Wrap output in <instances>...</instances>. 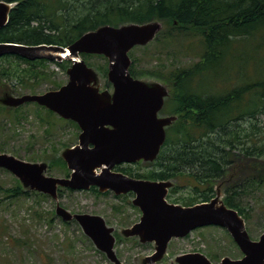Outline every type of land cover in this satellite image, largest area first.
I'll use <instances>...</instances> for the list:
<instances>
[{
    "label": "trees",
    "instance_id": "1",
    "mask_svg": "<svg viewBox=\"0 0 264 264\" xmlns=\"http://www.w3.org/2000/svg\"><path fill=\"white\" fill-rule=\"evenodd\" d=\"M2 1L17 5L7 25L0 30V43L68 47L85 33L103 26L151 21L164 25L155 41L200 37L203 52L191 66L175 71L143 68L131 52L130 73L138 79L161 81L171 91L164 113L177 120L167 128V140L158 159L168 166L174 161L191 168L200 180L207 181L208 197L201 202L213 199L217 195L215 184L228 180L223 199L226 206L250 221L252 210L246 202L257 198L264 189V131L259 124L264 116V0ZM249 40H254L251 48L255 53L262 52V68L252 78L243 66L234 77L230 58L234 50ZM82 57L88 66L108 73L105 57L87 54ZM97 57L105 60V67L90 62ZM53 64L64 72L71 65L69 61ZM47 65L50 64L44 60L30 62L5 56L0 58V76L16 78L22 91L35 93L44 81L57 86L53 79L55 71ZM210 78L215 81V93L203 91L204 81ZM7 91L12 93L9 83ZM0 110L11 109L0 105ZM0 151L5 149L0 147ZM148 178L158 179L153 174ZM0 192L11 200L32 196L46 199L44 194L23 189L18 179L11 187L0 185ZM197 198L188 204L193 206L199 201ZM53 220L54 217L47 219L49 224Z\"/></svg>",
    "mask_w": 264,
    "mask_h": 264
},
{
    "label": "water",
    "instance_id": "2",
    "mask_svg": "<svg viewBox=\"0 0 264 264\" xmlns=\"http://www.w3.org/2000/svg\"><path fill=\"white\" fill-rule=\"evenodd\" d=\"M16 5L0 0V30L7 25ZM163 28L159 21L103 26L85 33L67 48L0 43V58L14 56L32 62L71 63L67 69L69 83L59 90L21 96L7 91L0 98V105L17 109L27 103H36L64 119L75 121L82 129L79 144L62 153L73 170L69 180L46 176V163L26 162L1 151L0 169L16 177L23 189L48 194L56 201L58 186L89 189L95 185L102 192L112 189L116 194L134 191V205L143 215L140 222L123 230L122 234L125 238L138 237L141 244H155L154 255L144 258L143 264H155L162 258L173 238H184L208 226L226 229L243 254L238 259L224 257L218 264H264V231L253 240L245 220L237 210L225 205L220 191L209 202L183 207L165 201L171 183L134 180L110 172L116 163L155 160L166 141V129L177 120L174 116H159L169 96L168 88L159 82L135 79L130 73V52L153 42ZM84 54L108 60L107 76L114 89L112 94L99 91V75L88 66L82 57ZM131 107L138 110L135 126H131ZM97 168H102V174L95 173ZM56 215L65 222L75 220L99 252L111 263L123 264L115 251L114 229L102 217L72 214L59 203ZM176 264L215 263L202 253H193L179 256Z\"/></svg>",
    "mask_w": 264,
    "mask_h": 264
},
{
    "label": "rangeland",
    "instance_id": "3",
    "mask_svg": "<svg viewBox=\"0 0 264 264\" xmlns=\"http://www.w3.org/2000/svg\"><path fill=\"white\" fill-rule=\"evenodd\" d=\"M253 45L254 40H249L237 48L239 51H233L230 64L234 69V77L238 76L243 66L252 78H255L257 70L262 68V52L255 53L251 48ZM202 52L203 44L200 37L169 40L162 38L146 47L134 48L132 57L138 58L143 68L175 71L197 62ZM237 57L240 59L237 60ZM246 59L247 61H244ZM90 62L101 67L106 65L105 60L99 57L91 58ZM5 64L10 65L7 62ZM48 67L49 70L58 73L59 80L66 84L68 78L64 76L63 70L53 63ZM96 71L99 83L105 84L108 81V73L105 75ZM143 80L166 85L150 78ZM204 83V92L215 93L214 80L210 78ZM6 93L7 90L0 86V98ZM40 117L48 119L45 112L35 104L26 105L19 111L0 110V147L5 149L4 153L26 162L47 163L49 156L60 155L66 148L77 143L76 130L71 125L63 123L56 116L53 117V121L58 124L53 127L46 126ZM259 124L264 131V116L260 118ZM1 170L3 169H0V185L11 187L16 178L10 172ZM50 175L63 177L57 169L50 172ZM227 182L228 180L221 181L214 186L217 192L220 191L222 198L225 196V186L229 184ZM4 197L0 192V264H113L85 238L77 224H63L55 213L56 200L36 196L18 200ZM98 198L88 193H64L63 197L58 199V203L70 212H85L104 217L102 214L106 215L108 205L105 206L106 201L115 204L117 202L106 197ZM246 204L247 208L252 210L251 219L246 222V226L252 239L257 240L264 231V189L257 198H252ZM50 217H54L52 224L47 221ZM128 239L117 249L123 262L141 264L145 257L154 252L153 247L146 249L139 246L135 240ZM176 243L173 247L178 249L175 251L170 249L172 255L202 253L210 260L214 257V263H219L224 257L232 259L242 257L229 233L221 228H205L193 233L187 240Z\"/></svg>",
    "mask_w": 264,
    "mask_h": 264
},
{
    "label": "flooded vegetation",
    "instance_id": "4",
    "mask_svg": "<svg viewBox=\"0 0 264 264\" xmlns=\"http://www.w3.org/2000/svg\"><path fill=\"white\" fill-rule=\"evenodd\" d=\"M38 61H41V60H38ZM44 61H47V60H44ZM30 62H32V61H30ZM34 62H36V61H34ZM47 62L49 64L53 63L51 61H47ZM65 75L68 78V81L66 82V84H64L61 80H59L58 73H54L53 79L57 83V86H55L54 82L50 83V82L44 81L38 85V88L35 91V93H33L31 91H22L21 90L22 88L19 86V80L16 78L10 79L9 77L6 78L4 76H0V86L4 87L7 90V83H9L10 87L12 88V93L14 96H21L24 94H44V93L51 92V91H57L61 87L67 85L69 83V76L67 74V71L64 72V76ZM99 82L100 81L98 79V86L100 89L99 91L101 93H103V92H109L110 94L113 93L114 89H113L112 84L109 81H106L105 84L99 83ZM169 97H170V95L165 99L164 107L159 112L160 117L169 116V115H166L164 113L166 100ZM29 104H35L40 110H43L45 112L48 119H46L45 117L44 118L40 117V120L42 122H44L46 124V126L49 125L50 127H53L55 124H58V123L53 121V117L57 116L63 121V123L69 124L73 128H75V130H76L75 131V137L77 138V143L73 144L72 146H70L68 148H74L79 144L82 129L80 128L78 123H76L73 120L64 119L63 117L56 114L55 112L49 110L48 108H46L44 106H40L36 103H27V104L20 106L18 109H21L22 107L29 105ZM18 109H16V110H18ZM1 111H3V110H1ZM13 111H15V110H13ZM62 153L60 155H55L53 157L49 156L50 159L48 158L47 163H46L47 164V172L45 173L46 176L54 177V176L50 175V172L57 169L62 173L63 177H54V178L65 179V180H69L71 178L73 170H71L69 168L68 163L64 159ZM158 158H159V155L153 161H145L142 159V160H138L136 162L116 163L110 169V172L113 174H121V175H124L126 177L132 178L134 180L151 181V182H158V183H161V182L171 183L172 186L170 188H168L166 196H165V201L168 202L169 204L180 205L183 207H190L192 205H189L188 203L190 201H192L193 199H196L197 197H198L197 199H199V201L194 203L193 206L197 205V204L204 203L201 201H203V198L208 197V195H207V191H208L207 181L200 180V178L197 175L193 174V169H191V168H186V167L182 166V164L174 163V161H172L173 165L168 166L167 162H164ZM187 164H189V162ZM106 167H107L106 164H104L103 168H106ZM102 172H103L102 168H97L95 170V173L97 175L102 174ZM150 174L155 175L156 177H158V179L157 178H154V179L148 178V175H150ZM161 176L167 177V178L162 179V178H160ZM64 193H71V194L88 193V194L94 195V197H97V198L99 197L98 199L106 197V198H110V200H114L117 202L115 204V203H110V202L106 201L107 203H105V206L108 204L106 206V208H107L106 215L102 214V215H104V217L103 216H100V217H102L105 220L106 224L109 227L114 229L113 235L116 239L115 251H116V254L118 253V255H117V256H119L118 258L120 259V261L123 264H129L128 262H123L121 260V255L117 249H118L120 244H122L123 242H125V240H127V238H125L123 236L122 231L125 229H128V228L132 227L133 225H135L136 223L140 222V220L142 218L143 214H142L140 208H138L137 206L134 205L136 193L134 191H129L126 193L116 194V192L112 189H109L105 192H102L100 190V187L95 186V185L91 186L89 189H72L69 187L58 186V188H57V200L59 198L63 197ZM44 195H45L47 200L50 198L54 199L53 197H51L48 194H44ZM251 199H249V201ZM183 201H186V203H184ZM71 213L72 214H89V213H85V212H76V211H73ZM89 215L99 216L97 214H89ZM68 223H70V224L75 223L79 226V224L75 220H72L71 222H68ZM210 227H212V226H208V227H204V228H198V229L192 231L190 234H188L184 238H173L170 241V243L168 244L167 252L162 256V258L157 260L155 262V264H176V259L179 256L186 255V254H192V253H180L178 255H172L170 249H172L173 251L177 250L178 249L177 247H173L174 244H177L176 243L177 241L187 240L193 233H195L199 230L205 229V228H210ZM128 240H135L136 242H138L139 246L144 247L146 249L153 247L154 252L147 257H151L152 255H154L155 248H156L154 243L141 244L139 242L138 237L129 238ZM147 257H145V258H147ZM141 264H143V261Z\"/></svg>",
    "mask_w": 264,
    "mask_h": 264
},
{
    "label": "bare ground",
    "instance_id": "5",
    "mask_svg": "<svg viewBox=\"0 0 264 264\" xmlns=\"http://www.w3.org/2000/svg\"><path fill=\"white\" fill-rule=\"evenodd\" d=\"M64 48H67V47H64ZM132 52V51H131ZM56 62V61H54ZM130 91V90H129ZM132 91H130L131 93ZM129 93V92H128ZM132 94V93H131ZM130 112H131V116H132V119H133V123L131 126H135V123H137L138 121V110L136 107H131L130 109Z\"/></svg>",
    "mask_w": 264,
    "mask_h": 264
}]
</instances>
